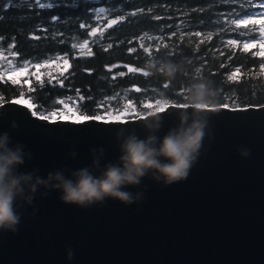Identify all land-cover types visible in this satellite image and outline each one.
<instances>
[{
  "label": "water",
  "instance_id": "obj_1",
  "mask_svg": "<svg viewBox=\"0 0 264 264\" xmlns=\"http://www.w3.org/2000/svg\"><path fill=\"white\" fill-rule=\"evenodd\" d=\"M13 100L20 99L0 102V134L31 153L19 171L37 169L41 178L90 166L92 149L105 150L101 166L115 162L120 128L125 135H147L144 114L121 118L128 123L41 120ZM178 111L169 107L160 114L158 137L178 124ZM206 114L207 135L186 180L165 187L145 177L126 189L144 191L140 204L108 199L87 209L62 203L58 191L41 198V188L32 206L18 209L17 233L0 231V264H264V103L219 105ZM240 147L250 150L248 158L239 155Z\"/></svg>",
  "mask_w": 264,
  "mask_h": 264
},
{
  "label": "trees",
  "instance_id": "obj_2",
  "mask_svg": "<svg viewBox=\"0 0 264 264\" xmlns=\"http://www.w3.org/2000/svg\"><path fill=\"white\" fill-rule=\"evenodd\" d=\"M6 3L7 0H0V9ZM98 5L112 7V16L123 15L124 19L107 29L103 39L93 42L95 38L86 37L88 30L79 29L76 18L79 17L81 22L88 20L95 26L97 22L89 10ZM233 7L238 8V5H227L220 0H66V4L53 9L41 10L23 3L4 9L0 11L3 16L0 36L5 38V50L8 44L14 43L13 50L19 53L21 61L63 54L68 57L70 67L65 73L67 79L56 72L40 81L34 79L32 88L24 84L13 85L8 79L0 80V102L24 95L35 105L37 114L49 115L61 105V98L74 97L82 114L96 116L104 115L105 105L109 102L114 103L122 94H127L140 109L135 113H146L145 99L186 102L184 97L189 85L195 80L206 79L219 92L218 105L264 103V70L259 68L262 60L254 55L261 51L257 47L245 53L242 46L227 44L232 34L228 31L218 33L211 24L212 20L220 19L219 13H227ZM133 12L135 16L130 15ZM54 14H59L68 23L53 24L51 16ZM182 22L193 26L203 22V26L184 28ZM41 27L49 31L44 33L39 30ZM197 30L202 32L201 37L190 35ZM61 31L65 33L63 37L52 38ZM34 35L41 39H33ZM85 38L89 39L90 45L79 47ZM62 39L65 43H60ZM73 43L77 44L75 50L71 47ZM109 43L113 45L111 48L107 47ZM143 47H149L155 55L167 56V62L179 65L181 70L175 78L170 79L155 70L145 76L146 65L153 61L147 58ZM156 49H159L158 53ZM221 52L225 54L221 56ZM229 55L233 56L231 60ZM221 63L225 67L221 68ZM125 64L140 71L130 73L123 66ZM237 66L241 67V73L229 81L227 75ZM120 72L125 75L119 76ZM61 79L63 87L59 83ZM165 84H168L167 88H164ZM81 96L83 100H80Z\"/></svg>",
  "mask_w": 264,
  "mask_h": 264
},
{
  "label": "clouds",
  "instance_id": "obj_3",
  "mask_svg": "<svg viewBox=\"0 0 264 264\" xmlns=\"http://www.w3.org/2000/svg\"><path fill=\"white\" fill-rule=\"evenodd\" d=\"M155 70L168 78H175L180 66L172 62L159 65L149 62L146 73ZM219 92L206 79L192 82L186 89L183 105H175L178 109H191V112L180 110L176 113L178 124L170 128L162 138L156 133L160 130L163 117L162 106L144 114L142 127L147 135L140 138L135 130L125 135V129L116 132L120 155L115 162H107L101 166L104 157L103 148L92 149V162L65 175V170L49 172L45 178L37 175L38 170L23 173L20 166L31 160L30 152H25L21 143L12 144L7 132L0 134V231L16 234L21 222L18 211L24 205L32 206L39 189L41 198H47L51 191H58V199L81 209L103 204L106 200H117L125 206L140 204L144 200V191H128L129 187H139L142 179L170 186L187 179L196 164L202 143L208 130V109L215 112L218 105ZM14 129L15 123L11 125ZM242 158L250 156L245 147L237 149ZM69 155L75 158L73 151ZM96 173H99L98 175ZM147 189L145 185L144 190ZM36 209L32 215L35 216ZM66 259L71 261L73 251L67 247Z\"/></svg>",
  "mask_w": 264,
  "mask_h": 264
},
{
  "label": "snow or ice",
  "instance_id": "obj_4",
  "mask_svg": "<svg viewBox=\"0 0 264 264\" xmlns=\"http://www.w3.org/2000/svg\"><path fill=\"white\" fill-rule=\"evenodd\" d=\"M221 3L227 4V5H238V8L233 7L231 8L227 13L221 12L219 13L220 19L218 20H212L211 24L216 27L217 32H225L228 31L230 34H232V38H228L226 43L229 45H240L242 46L243 52H248L250 49L253 48H260L264 49V0H220ZM25 4L26 6L30 7H38L41 10L44 9H53L55 7H60L61 4H66V0H7V3L3 5V8L0 9V11H3L4 9H7L9 7H15L19 4ZM142 11V9H141ZM92 19H94L97 23L96 26H93L92 23L88 20H85L84 22H81V19L79 17L76 18V22L78 23L79 29H86L88 30L85 35L86 37H92L95 38L93 42H98L99 39H103L104 32L107 29H111L114 25H117L119 22L123 21L124 16L118 15L117 18H111L113 13L112 7H94L89 10ZM130 15L135 16L136 13H130ZM160 17H156V19H159ZM3 19V16H0V20ZM104 21H106V24H104ZM51 22L53 24L68 23L67 20L62 19L59 14H54L51 16ZM184 28H190V27H202L203 22H201L200 25H190L186 22H182ZM177 27H180L179 25ZM40 31H43L44 33H47L49 31L48 28L41 27L39 29ZM176 33L173 32V35ZM65 35L64 32H57L53 35V39H56L57 36L63 37ZM147 35V33L145 34ZM161 36H163V33H160ZM190 35H194L195 37H201L202 32L201 31H194L191 32ZM33 39L39 40L41 39L40 36L34 35L32 36ZM210 38V37H209ZM4 37L0 36V61H6V64L0 63V80H4L5 75H7L8 80L11 81L13 85H28L29 88H32L31 85V78L34 76L37 81H40V76L36 74V72H30V62L28 60L21 61L18 59L19 53L13 49H15V44L11 43L7 45V52L9 55H5V47L3 44ZM15 40V38H12ZM60 43H65V40H60ZM203 43V41H201ZM90 45L89 39L85 38L83 43L79 45V47L84 48L86 46ZM113 45L109 43L107 45L108 48H111ZM72 49L75 50L77 48V44L73 43L71 45ZM132 51H135L134 49ZM144 53L147 54V58L152 60L153 63L159 65L162 62H167V56H159L155 55L152 50H150L149 47H143ZM157 53L159 52V49L155 50ZM225 53L221 52L220 55L223 56ZM234 55V54H233ZM254 55H257L261 58L262 62L259 63V68L261 70H264V51H261L259 53H254ZM233 58L232 55L228 56V59L231 60ZM56 59H60V57H46L45 63L53 62ZM64 64V71L60 72L58 75L60 77H63L64 79H67V76L65 73L68 72V69L70 67L69 61L67 59L63 60ZM119 66V65H117ZM124 67L128 68V71L130 73H136L140 71V69L135 67H128L127 64L123 65ZM38 72L42 64L40 62H36L32 65ZM220 67L223 68L225 65L223 63L220 64ZM85 71H90L86 69ZM109 71L111 69L109 68ZM199 72V70H197ZM237 73H241V67L237 66L235 67V70L227 75V79L229 81H232ZM145 76L148 74L146 72L143 73ZM125 75L124 72H120L119 76L123 77ZM116 77L113 76V79ZM201 78H203L201 76ZM60 85L63 87V79L59 80ZM168 84L164 85V88H167ZM35 90L34 88L32 89ZM137 92L140 91L139 88L135 89ZM79 90H77L78 92ZM84 97H80V100H83ZM185 99V97H184ZM13 103L20 104L25 103L29 109H34L35 105L32 103H28L27 101H21V100H13ZM60 103H63V101H60ZM185 102L182 103H175L170 104V101L168 99H155V108L160 105L161 113H165L169 107L177 109V110H188V109H178L175 105H183ZM129 104H131V99H129ZM148 108H153L152 104L147 105ZM222 108H229L228 103H223L220 105ZM70 112H72V109H69ZM208 111H212L211 109H208ZM33 116H37L36 111H32ZM56 113H50L49 115H40L39 119L41 120H50V116H55ZM123 115V113L121 114ZM64 119H72L75 123H81L84 121L89 120H97L102 121L105 123L109 122H119V123H128L129 121L126 119H121L120 116H112L111 121L104 120L102 116L96 115V116H88V115H76L75 112H73L72 117H64ZM140 119L143 120V116L140 117Z\"/></svg>",
  "mask_w": 264,
  "mask_h": 264
},
{
  "label": "rangeland",
  "instance_id": "obj_5",
  "mask_svg": "<svg viewBox=\"0 0 264 264\" xmlns=\"http://www.w3.org/2000/svg\"><path fill=\"white\" fill-rule=\"evenodd\" d=\"M257 2H259V0H257ZM97 7H104L103 5H98ZM111 18H115V16L111 17ZM96 26V25H95ZM84 40H82L80 42V44L83 43ZM260 51H264V49H260L258 48ZM5 55H9V53L7 52V50L5 51ZM46 57H60V59H56L53 62L50 63H45V58ZM64 59H68V57H66L63 54H57L55 56H45V57H41L39 59H27L30 62V72H36L37 75L40 76V78L42 79L45 76H54V74L56 72H61L64 70V64H63V60ZM36 62H40L42 64L41 69L37 72L36 69L34 67H32V65ZM0 63L6 64V61H0ZM4 79H8L7 75H5ZM35 79V77L33 76L31 78V81H33ZM18 99L23 100V101H27L28 103H32L31 100L24 96L21 95L20 97H18ZM129 97L127 96V94H122L120 99H116V101L113 102H109L108 105L106 106V109L104 110V115H99L102 116L103 118H111L112 116H120L121 118H127V117H135L141 114H145L144 112H140V113H135V112H139L140 109L137 108V104H135L132 100H131V104H129ZM155 99L157 98H149V99H145V103L148 104H152L153 108H148L146 109L147 112L153 111L155 108ZM162 99V98H159ZM61 101H63V103H61V105L59 107L54 108L50 113L55 112L56 115L55 116H50L51 118H64V117H72L73 112H75L76 115H84L80 112V110L78 109V106L76 105L75 102V98L74 97H63L61 98ZM69 109H72L73 111L70 112ZM146 112V113H147ZM123 113V115H121Z\"/></svg>",
  "mask_w": 264,
  "mask_h": 264
}]
</instances>
